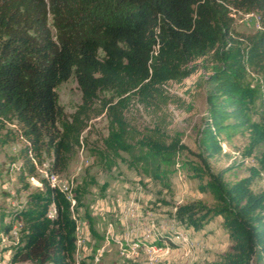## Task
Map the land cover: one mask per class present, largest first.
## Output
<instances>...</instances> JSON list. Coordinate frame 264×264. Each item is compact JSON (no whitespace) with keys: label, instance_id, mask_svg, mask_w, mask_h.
Returning a JSON list of instances; mask_svg holds the SVG:
<instances>
[{"label":"trees","instance_id":"16d2710c","mask_svg":"<svg viewBox=\"0 0 264 264\" xmlns=\"http://www.w3.org/2000/svg\"><path fill=\"white\" fill-rule=\"evenodd\" d=\"M226 1L0 0V119H16L29 139L19 152L23 186L36 171L31 151L43 145L53 151L52 173L66 166L64 151L79 141L84 124L78 112L71 120L64 118L56 91L74 76L82 107L90 106L100 91L121 96L106 105L115 125L104 138L107 150L125 151L132 166L166 187L169 174L183 168L200 180V191L212 195V203L201 198L177 203L173 214L194 229L212 217L222 218L231 243L221 264H264V187L252 185L264 168V151L260 166L236 179L225 176L229 167L215 170L209 161L222 152L221 133L248 129V153L264 141V122L251 114L256 101L264 106V0H230L236 9L258 13L261 28L247 36L245 46L233 44ZM199 61L209 71L207 107L193 160L179 157L191 150L178 132H167L164 107L179 101L168 92L169 82L190 76ZM248 67L260 74L255 84L245 82ZM131 102L156 117L142 131L126 118ZM41 181L42 188L29 192L24 204L11 211V222L1 224L8 232L12 221L21 220L10 260L79 264L74 210L81 194L75 192L72 203L49 178Z\"/></svg>","mask_w":264,"mask_h":264},{"label":"rangeland","instance_id":"374dc122","mask_svg":"<svg viewBox=\"0 0 264 264\" xmlns=\"http://www.w3.org/2000/svg\"><path fill=\"white\" fill-rule=\"evenodd\" d=\"M226 2L236 38L233 44L245 46L247 36L258 28V13L253 11L246 17V11L236 9L230 0ZM204 64L199 61L194 73L167 85L168 92L179 98L178 102H169L164 107L170 122L167 132L170 135L178 132L191 150H184L180 158L197 159L193 152L197 151L198 130L207 107L205 75L209 71ZM259 77L254 69L247 68L245 82L255 84ZM56 91L64 118L71 120V115L78 112L84 124L79 141L71 142V150L64 151L68 156L66 166L54 170L60 183L68 182L71 195L81 194V202L74 210L76 261L79 264H221L222 255L231 243L222 218L212 217L201 228L194 229L186 227L173 214L177 203L195 198L213 202L210 193L198 189L200 180L190 175L191 172L177 168L169 174L166 187L132 166L125 151L112 152L105 148L104 138L115 127L106 105L121 96L114 90L100 91L90 106L82 107V92L74 76L60 83ZM251 114L253 120L264 122V106L260 101L252 105ZM125 115L139 131L156 119L150 110L133 102L125 108ZM219 136L222 152L209 158L215 170L229 167L225 176L236 179L248 174L251 166H260L258 160L264 151V141L248 153V129ZM27 144L30 145L29 139L16 119H0V264H33L10 260L21 220L12 221L13 227L8 232L1 228L2 223L11 222V211L24 204L29 192L42 188L41 179L48 178L50 173L54 153L43 145L31 151L36 171L26 177L27 188L23 186L24 182L18 178L23 167L19 152ZM260 170L253 181L254 188L264 187V168Z\"/></svg>","mask_w":264,"mask_h":264},{"label":"built area","instance_id":"2783aa9c","mask_svg":"<svg viewBox=\"0 0 264 264\" xmlns=\"http://www.w3.org/2000/svg\"><path fill=\"white\" fill-rule=\"evenodd\" d=\"M251 14H253V11H246L244 13V15L246 17H248ZM257 27L258 28H261L260 23H259V19L257 21ZM48 178H49L50 183L52 185L57 186L58 188H60L61 190H63L69 197L72 198V195L70 193V186H69L68 182L60 183L59 182V178H58V176H57V174L55 172L50 173L49 176H48ZM74 202H75V200L72 198V203H74Z\"/></svg>","mask_w":264,"mask_h":264}]
</instances>
